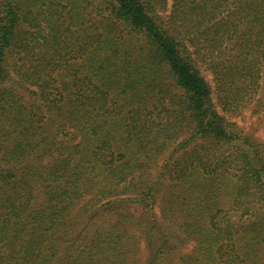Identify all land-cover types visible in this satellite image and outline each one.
Returning <instances> with one entry per match:
<instances>
[{
	"label": "trees",
	"instance_id": "obj_1",
	"mask_svg": "<svg viewBox=\"0 0 264 264\" xmlns=\"http://www.w3.org/2000/svg\"><path fill=\"white\" fill-rule=\"evenodd\" d=\"M250 95L264 0H0V264H264Z\"/></svg>",
	"mask_w": 264,
	"mask_h": 264
},
{
	"label": "rangeland",
	"instance_id": "obj_2",
	"mask_svg": "<svg viewBox=\"0 0 264 264\" xmlns=\"http://www.w3.org/2000/svg\"><path fill=\"white\" fill-rule=\"evenodd\" d=\"M172 1L170 0V6L172 5ZM209 82L214 86L213 76L210 73H205ZM263 93V91H262ZM258 97L247 96L245 105L240 107L239 112L235 113L232 120H234L238 126L242 129L244 135L251 137L253 141L260 143L264 146V110L260 109L259 111L256 110L255 105H257L256 101L259 99ZM222 202V207L228 211L231 207V203L228 199L224 198ZM107 219V216H103V219ZM101 223V216H98L97 220ZM180 243V242H179ZM176 246V249L172 253V255L164 262V264H176L179 261V258L187 253H189L192 249L190 245L179 244ZM145 243H141V250L139 255L144 258L146 261L150 257V251L146 250L144 247Z\"/></svg>",
	"mask_w": 264,
	"mask_h": 264
}]
</instances>
